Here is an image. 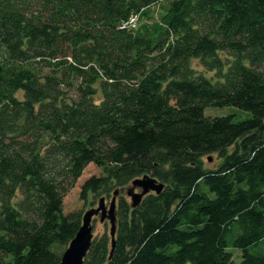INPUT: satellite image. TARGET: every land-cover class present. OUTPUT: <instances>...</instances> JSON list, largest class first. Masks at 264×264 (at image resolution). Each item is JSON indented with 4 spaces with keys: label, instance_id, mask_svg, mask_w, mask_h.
Segmentation results:
<instances>
[{
    "label": "trees",
    "instance_id": "16d2710c",
    "mask_svg": "<svg viewBox=\"0 0 264 264\" xmlns=\"http://www.w3.org/2000/svg\"><path fill=\"white\" fill-rule=\"evenodd\" d=\"M160 1L0 0V264L59 263L89 163L79 198L117 192L116 229L83 264H264V0H166L119 28ZM225 106L250 116L204 115ZM146 174L163 189L132 208Z\"/></svg>",
    "mask_w": 264,
    "mask_h": 264
},
{
    "label": "rangeland",
    "instance_id": "374dc122",
    "mask_svg": "<svg viewBox=\"0 0 264 264\" xmlns=\"http://www.w3.org/2000/svg\"><path fill=\"white\" fill-rule=\"evenodd\" d=\"M166 4V0H161L159 4L153 5L149 7L146 10L147 15H143L142 13L138 15V32H146L147 30L151 29L153 26L156 25V22L159 21L160 18V11L161 6ZM192 66L199 70L203 71L202 67L200 66L198 60L194 59L192 61ZM207 76H209V72H205ZM212 73V72H211ZM227 114H236L238 118H245L250 116L247 112L237 110L236 108L232 106H225V107H207L204 109V115L206 116H224ZM202 161L205 167L207 168H215L218 166L220 159L218 158L217 154H209L202 157ZM102 173V169L98 166H96L93 163H89L83 170L81 176L73 183L71 187L68 188L66 193L63 197V212L68 213L70 211H78L81 210L82 213L90 208V207H96L98 203V199H89L88 201H83L79 198V192H80V186L83 183L85 179L92 175H99ZM122 191L123 194L127 197V199L130 201V198L126 195L125 190ZM135 191H139V189H135ZM92 201V202H91ZM105 227L103 226V223L99 222L98 217L93 219L92 223V234L93 237L99 236L102 232L109 231V224L107 221L104 222ZM255 252H259L264 254V240L258 244L253 249ZM234 258L238 262L240 260V253L239 250L235 249L233 250Z\"/></svg>",
    "mask_w": 264,
    "mask_h": 264
},
{
    "label": "water",
    "instance_id": "95a60500",
    "mask_svg": "<svg viewBox=\"0 0 264 264\" xmlns=\"http://www.w3.org/2000/svg\"><path fill=\"white\" fill-rule=\"evenodd\" d=\"M163 183L157 181L150 175H143L131 181L130 186L126 188L125 193L130 198L131 207H137L142 198L149 194H159L163 189ZM139 189V191H135ZM115 192L108 204L103 198L98 200L96 207L86 209L81 215V225L63 251L58 264H83V259L90 247L92 234L93 219L98 217L99 222L107 221L109 224V236L111 242V251L114 248L115 240Z\"/></svg>",
    "mask_w": 264,
    "mask_h": 264
},
{
    "label": "built area",
    "instance_id": "2783aa9c",
    "mask_svg": "<svg viewBox=\"0 0 264 264\" xmlns=\"http://www.w3.org/2000/svg\"><path fill=\"white\" fill-rule=\"evenodd\" d=\"M138 15L139 13H132L128 16V18L124 21H122L119 25V28L121 29H129V30H135L138 27Z\"/></svg>",
    "mask_w": 264,
    "mask_h": 264
}]
</instances>
